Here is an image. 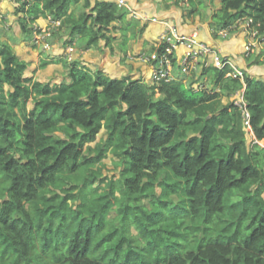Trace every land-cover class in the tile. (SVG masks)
Returning a JSON list of instances; mask_svg holds the SVG:
<instances>
[{
  "label": "trees",
  "instance_id": "1",
  "mask_svg": "<svg viewBox=\"0 0 264 264\" xmlns=\"http://www.w3.org/2000/svg\"><path fill=\"white\" fill-rule=\"evenodd\" d=\"M15 2L25 37L39 18L84 49L122 47L143 30L114 1ZM215 6L220 27L247 17L264 33V0ZM49 64L66 77L26 75L29 63L0 41V264H264L263 79L244 78L251 143L241 110L222 102L242 89L228 68H203L206 90L61 55L39 67ZM107 153L117 177L103 176Z\"/></svg>",
  "mask_w": 264,
  "mask_h": 264
},
{
  "label": "crops",
  "instance_id": "2",
  "mask_svg": "<svg viewBox=\"0 0 264 264\" xmlns=\"http://www.w3.org/2000/svg\"><path fill=\"white\" fill-rule=\"evenodd\" d=\"M12 1L13 0H0V17L2 16V13H10L12 11V14L8 15L6 21H3L1 23L0 19V41L8 43L13 48L15 54L20 59L26 61L24 58H21L18 55L19 50L16 49V46L22 45L24 48H26L25 44L32 42V35H30L29 37H25L26 35H24L20 31L19 24L16 22L18 21V16L16 17L13 13V10L11 9L13 6ZM94 1L95 0H91L92 3ZM109 1L116 2L117 0ZM124 1L126 5L131 8L130 11L128 10L129 14L127 15V19L133 18L136 22H138L139 20L140 23L138 22V26L139 28H143V30L133 37H130V33L128 32L125 45L123 44L122 47H120L122 50L117 47L118 45L120 46V40L116 39L115 41H113L114 43L112 44V46H106V48H104V54H93V50L90 48L75 49V41L78 43L79 39H75L74 41L67 43L66 36L60 37L59 35V38H53V41H56V44L49 45V43V47L46 48V51L51 50V53H53V55H61L66 60L70 61L69 58H71V60H78L81 63L90 66L91 68L102 69L112 77L129 75L132 78H142L144 80H148V76L150 73L148 64H145L137 59H128L127 56L136 54L141 51H151L158 41L160 33L166 29L165 22H167L169 25L177 27L183 33L196 31L200 40L213 44L225 54L231 56L233 62L237 66L245 68L250 76L264 80V67L258 64L248 66V62L245 61L243 57L239 56L242 55L243 46L248 41L245 34L240 30L233 31L232 33L227 35V37H220L216 33V29H218L220 26L215 25L213 21H211V19L202 20L199 18V16H197V14L187 17L185 15V12L183 11V8L170 4V0L167 1V3L170 4L169 7H163L161 4V2H163L162 0ZM214 4H217V0ZM132 13H135L139 17L147 16L148 19L144 20L139 17L136 19L132 17ZM151 17H156L157 20L153 21ZM47 21L49 20L40 18L37 19L32 24V26L38 25L39 27H42L44 24L48 23ZM13 39H20V42L15 43L14 45L11 43V40ZM28 40H30V42H28ZM29 47H32V49L35 50L34 45ZM68 47H72V51L70 53L67 52ZM111 47H114V51H109L108 53L107 50H109V48L111 49ZM122 55L125 56V58L123 57L124 59L121 58ZM39 57L40 59L38 60V63H40L42 59L47 58L44 57V54H40ZM60 66L62 65L60 64ZM66 75L67 73L65 70V76ZM62 78L64 77L59 76V80L54 79L52 80V82H59Z\"/></svg>",
  "mask_w": 264,
  "mask_h": 264
},
{
  "label": "built area",
  "instance_id": "3",
  "mask_svg": "<svg viewBox=\"0 0 264 264\" xmlns=\"http://www.w3.org/2000/svg\"><path fill=\"white\" fill-rule=\"evenodd\" d=\"M117 5L119 7H124L127 10H131L124 0H117ZM132 17L138 18L135 13H132ZM144 20H147V16H141ZM153 21H156V17H151ZM245 20L244 25L241 26V30L247 36L248 41L243 46L244 55H248L249 52L253 51V48L261 46L264 44V33H260L257 29L251 26L252 19L247 17L238 18L239 20ZM52 26L59 24V21H52L48 18ZM160 21V20H158ZM163 22V21H161ZM166 29L163 30L156 42L154 48L149 52H138L136 54L128 55V59H137L149 66V76L148 80L150 82H160L171 81L174 79L182 78L185 85H190L194 89L202 88V84L197 82H189L188 76L192 77L191 74L195 73L199 69V74L208 66L215 67L219 70L223 68H228L225 73L226 78H236L242 83V89L237 90L234 93L232 99L233 103L241 110L244 129L250 135L251 141L254 140L252 129L249 122V112L246 108V103L243 98L244 91V78L246 76L247 70L234 64L232 58L221 51L218 47L210 44L206 41L200 40L198 38L197 32L193 31L190 33H183L177 27L169 25L165 22ZM219 27L216 29V33L220 37H226L228 33L232 30V26ZM39 27V26H38ZM34 26L32 31V36L37 38L36 32L39 28ZM47 36L51 34L50 29H47ZM43 31H46L45 29ZM45 37V35H43ZM261 40V41H259ZM47 44L45 48H48ZM72 47L67 48V52L70 53ZM71 60V58H69ZM178 69L179 74L175 73L174 70ZM215 90H219L215 88Z\"/></svg>",
  "mask_w": 264,
  "mask_h": 264
},
{
  "label": "rangeland",
  "instance_id": "4",
  "mask_svg": "<svg viewBox=\"0 0 264 264\" xmlns=\"http://www.w3.org/2000/svg\"><path fill=\"white\" fill-rule=\"evenodd\" d=\"M162 1L163 2H161V4L163 7L164 6L169 7L170 4H173V5H176L178 7L183 8V11L185 12V15L187 17H190L191 15L197 14V16H199V18L202 20L211 19V21H213V23L215 25L219 24L218 18L212 17L213 13L216 11V6L214 4L216 0H197L194 4H190V5L186 1H181V0H179V1L170 0L171 1L170 4L167 3V1H169V0H162ZM12 4H13V6L11 9L13 10L14 15L17 17V14L15 13V8L17 6V3L15 2V0H13ZM191 9H194L193 12H190ZM11 12L10 13H8V12L2 13V16L0 17L1 23L3 21L7 20L8 15L12 14ZM127 20H129V19H127ZM131 20L134 21L135 19L132 18ZM236 21L237 20H235L234 22L231 23L234 25L232 26V30L228 33V35L235 30H240L241 32H243L240 28L242 25H244L245 20L242 19V20H239L238 22H236ZM16 22L18 23V21H16ZM47 22L48 23L44 24L42 27H38V25H34V26H37L39 28L38 29L39 31L36 32L37 38H35L34 35L32 36V38H31L32 44L26 43L25 44L26 48H24L22 45L21 46L18 45V46H16V49L19 50L18 55L21 58H24L29 63V67L26 71V75L33 74L34 78L40 79L41 81L52 82V80H54V79L59 80V76L66 77L65 76V68L63 66H60V64H49L46 67H39V63H38V60L40 59L39 55L44 54V57H49V56H51V54L53 55V53H51V50L46 51L45 46L49 43H50L49 45H53V44L55 45L56 41H53V38L54 39L59 38L58 37L59 35H60V37L66 36V30L57 29L56 26L55 27L52 26L49 21H47ZM138 22L140 23L139 20H138ZM138 22H135V24H137ZM139 23H138V25H139ZM44 29L46 31H43ZM47 29H50L49 31H51V34L48 36H47V31H48ZM130 32H131V30H130ZM43 35H45V37H43ZM246 38H247V36H246ZM247 40H248V38H247ZM259 41H261V40H259ZM19 42H20V39L19 40H16V39L11 40V43L14 45H15V43H19ZM28 42H30V40H28ZM75 43H76L75 49L84 48L82 39H79L78 43L75 41ZM100 44H101L100 47L90 48L93 50L92 51L93 54H104V52H105L104 48H106V45H104V41H101ZM32 45H34L35 50H33L32 47H29ZM117 47L120 48L121 46L118 45ZM76 51H79V50H76ZM107 51H108V53H109V51L113 52L114 47H111V49L109 48V50H107ZM244 54L245 53H243V49H242V55H239V56L243 57L244 60L248 62V66H251L253 64H258V65L264 67V44L263 43H261V46L253 48V51L249 52L248 55H244ZM123 57L125 58V56L122 55L121 58L124 59ZM174 72L179 74L178 69H175ZM211 75H212L211 73H207V74H203V75L199 76V69H198L195 73L191 74L192 77L188 76L187 78H188V81L190 82V81H196V77H197V81L199 84L200 83L202 84V88L209 90V89L214 88V84L211 80ZM254 76H257V75H254ZM183 86L185 88L188 85L183 84ZM233 97H234V93L229 98H226L223 96L222 102L225 103L228 100H232ZM246 136H247L248 141L252 143L251 137H250V135H248L247 132H246ZM103 138H105L104 130H101L99 132V134L97 135L95 141L91 142L90 145L94 146V144L96 142L100 141ZM259 143L264 146V140H261ZM116 160L117 159H115L111 153H107L106 157L103 158V160H102L103 176L106 175V176L111 177L114 175L117 177L118 167L116 164Z\"/></svg>",
  "mask_w": 264,
  "mask_h": 264
}]
</instances>
